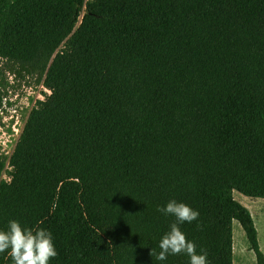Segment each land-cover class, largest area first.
Listing matches in <instances>:
<instances>
[{"label": "trees", "instance_id": "trees-1", "mask_svg": "<svg viewBox=\"0 0 264 264\" xmlns=\"http://www.w3.org/2000/svg\"><path fill=\"white\" fill-rule=\"evenodd\" d=\"M0 59L50 91L0 151V230L51 231L49 264H190L150 255L175 199L209 264H233L234 220L264 264L234 198L264 197V0H0Z\"/></svg>", "mask_w": 264, "mask_h": 264}, {"label": "clouds", "instance_id": "clouds-1", "mask_svg": "<svg viewBox=\"0 0 264 264\" xmlns=\"http://www.w3.org/2000/svg\"><path fill=\"white\" fill-rule=\"evenodd\" d=\"M157 211L174 216L175 221L169 231L163 234L159 242L160 251L156 253L151 249L150 255H154L158 261H165L168 255L185 254L190 258V264H209L207 251L201 249L198 253L195 243L189 241L180 228L185 222L197 220L199 212L175 199H170L165 207L158 206ZM5 251H8L13 264H49L58 255L51 231L22 226L16 219L8 222L6 230H0V253Z\"/></svg>", "mask_w": 264, "mask_h": 264}, {"label": "rangeland", "instance_id": "rangeland-1", "mask_svg": "<svg viewBox=\"0 0 264 264\" xmlns=\"http://www.w3.org/2000/svg\"><path fill=\"white\" fill-rule=\"evenodd\" d=\"M3 61L0 59V88H6L5 80L1 79ZM7 94L0 107V151L9 155L14 148L16 140L27 115L37 99H43L49 94L41 83L34 79L16 80L12 73L6 72ZM234 198L244 205L251 213L254 225L258 232L261 251L264 254V197H252L235 191ZM233 264H257L254 251L241 224L233 221Z\"/></svg>", "mask_w": 264, "mask_h": 264}, {"label": "crops", "instance_id": "crops-1", "mask_svg": "<svg viewBox=\"0 0 264 264\" xmlns=\"http://www.w3.org/2000/svg\"><path fill=\"white\" fill-rule=\"evenodd\" d=\"M258 241H260V240H258Z\"/></svg>", "mask_w": 264, "mask_h": 264}]
</instances>
